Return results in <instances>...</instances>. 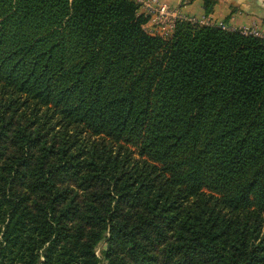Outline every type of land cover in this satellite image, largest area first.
<instances>
[{
	"label": "trees",
	"instance_id": "trees-1",
	"mask_svg": "<svg viewBox=\"0 0 264 264\" xmlns=\"http://www.w3.org/2000/svg\"><path fill=\"white\" fill-rule=\"evenodd\" d=\"M147 22L0 0V264H264V38Z\"/></svg>",
	"mask_w": 264,
	"mask_h": 264
},
{
	"label": "crops",
	"instance_id": "crops-1",
	"mask_svg": "<svg viewBox=\"0 0 264 264\" xmlns=\"http://www.w3.org/2000/svg\"><path fill=\"white\" fill-rule=\"evenodd\" d=\"M182 16L196 17L211 24H223L229 30L254 28L264 34V0H219L207 18L203 0H161Z\"/></svg>",
	"mask_w": 264,
	"mask_h": 264
},
{
	"label": "built area",
	"instance_id": "built-area-1",
	"mask_svg": "<svg viewBox=\"0 0 264 264\" xmlns=\"http://www.w3.org/2000/svg\"><path fill=\"white\" fill-rule=\"evenodd\" d=\"M140 6V13L148 18V22L144 26L146 33L153 37H160L164 40H169L176 29V25L179 21H187L190 23H201L204 25H214L200 21L195 17L182 16L178 11H173L171 8L161 0H135ZM224 30L227 29L223 24H215ZM244 35H253L256 37L264 38V34H261L254 28H242L239 30Z\"/></svg>",
	"mask_w": 264,
	"mask_h": 264
},
{
	"label": "rangeland",
	"instance_id": "rangeland-1",
	"mask_svg": "<svg viewBox=\"0 0 264 264\" xmlns=\"http://www.w3.org/2000/svg\"><path fill=\"white\" fill-rule=\"evenodd\" d=\"M195 18H196V17H195ZM103 248H105V246H104V245H101L100 248L98 249L97 253H98L99 256H101V250H102Z\"/></svg>",
	"mask_w": 264,
	"mask_h": 264
}]
</instances>
